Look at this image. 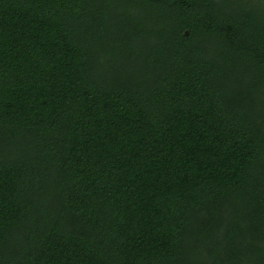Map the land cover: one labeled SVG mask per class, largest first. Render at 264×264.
I'll use <instances>...</instances> for the list:
<instances>
[{
  "label": "trees",
  "instance_id": "trees-1",
  "mask_svg": "<svg viewBox=\"0 0 264 264\" xmlns=\"http://www.w3.org/2000/svg\"><path fill=\"white\" fill-rule=\"evenodd\" d=\"M0 264H264V0H0Z\"/></svg>",
  "mask_w": 264,
  "mask_h": 264
}]
</instances>
